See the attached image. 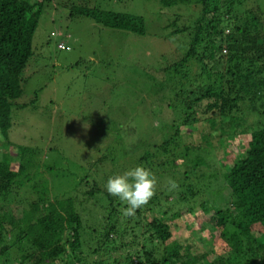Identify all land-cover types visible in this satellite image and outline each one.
<instances>
[{
    "label": "trees",
    "instance_id": "1",
    "mask_svg": "<svg viewBox=\"0 0 264 264\" xmlns=\"http://www.w3.org/2000/svg\"><path fill=\"white\" fill-rule=\"evenodd\" d=\"M44 2L0 0V142L14 147L18 157L13 168L10 152L0 153V199H15L14 210L0 203V264H264V7L255 9L245 0H160L165 7L186 11L183 15L175 10L171 25L188 45L168 67L179 78L169 79L170 92L183 109L185 131L200 122L204 136L216 127L231 138L246 136L244 154L223 168L229 192L226 203L209 206L202 202L200 216L212 227L214 242L200 253L173 236L175 215L190 209L170 217L166 211L152 215L150 205L158 194L127 219L117 210L118 198L96 182L81 199L78 195L48 199L45 192L26 204L19 198L20 185L34 177L28 168L37 164V156L33 157L37 151L11 142L8 131L14 100L23 92L22 73L33 54L32 39ZM75 12L104 26L146 33L141 15L87 5ZM186 69L197 73L194 81L187 80ZM204 79L205 83L199 81ZM244 106L249 107L256 125L248 124L249 116L241 110ZM173 130L159 147L172 137L187 136L179 128ZM186 148L200 147L187 144ZM90 200L96 216L88 218L91 224L86 226L79 210L91 208V203L85 205ZM125 221L131 223L127 228L133 234L127 235L126 225H121ZM227 228L247 239V249L235 234L227 237Z\"/></svg>",
    "mask_w": 264,
    "mask_h": 264
},
{
    "label": "rangeland",
    "instance_id": "2",
    "mask_svg": "<svg viewBox=\"0 0 264 264\" xmlns=\"http://www.w3.org/2000/svg\"><path fill=\"white\" fill-rule=\"evenodd\" d=\"M245 2L255 9L264 7V0ZM80 5L141 15L146 33L104 26L77 14L75 9ZM175 10L185 15V9L165 7L160 0H45L32 39L33 54L22 73L23 92L14 100L8 131L11 142L37 151L33 154L37 164L28 168L34 177L18 190L23 203L42 192L48 199L75 195L81 199L94 182L106 191L109 177L144 166L158 182V197L149 209L152 215L166 211L165 216L170 217L189 208L172 221L174 239L190 244L195 252L212 247V227L200 216L201 205L226 203L229 192L225 190L223 168L244 154L246 136L231 138L222 135L218 127L204 136L200 122L185 131L183 109L170 92V80L179 78L168 68L188 45V41L183 42L184 35L173 32ZM186 71L187 80L198 76ZM199 81L205 83V79ZM248 108L241 110L249 116L248 124L256 125ZM198 114L202 118L200 111ZM178 128L187 136L172 137L165 147H159ZM187 144L200 148L188 150ZM4 149L10 152L12 167L16 168L15 148L0 142V153ZM145 154L148 156L140 159ZM169 179L179 185L171 192ZM13 200L0 199V203L7 208ZM117 200V210L122 214L126 204ZM92 202L85 204L91 203V208L79 210L89 220H84L86 226L96 216ZM121 225H126L127 235L133 234L127 228L130 222ZM232 234L247 249V239L227 228V237Z\"/></svg>",
    "mask_w": 264,
    "mask_h": 264
},
{
    "label": "clouds",
    "instance_id": "3",
    "mask_svg": "<svg viewBox=\"0 0 264 264\" xmlns=\"http://www.w3.org/2000/svg\"><path fill=\"white\" fill-rule=\"evenodd\" d=\"M157 183V178L150 169L137 166L122 174L109 177L105 189L111 196L125 202L126 207L122 213L125 217H134L137 210L147 205L154 197ZM168 185L170 192L179 187L172 179H169Z\"/></svg>",
    "mask_w": 264,
    "mask_h": 264
}]
</instances>
